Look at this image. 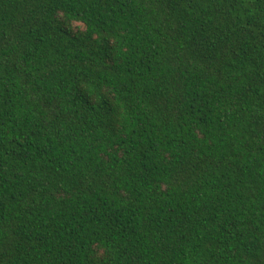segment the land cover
<instances>
[{
	"label": "trees",
	"instance_id": "trees-1",
	"mask_svg": "<svg viewBox=\"0 0 264 264\" xmlns=\"http://www.w3.org/2000/svg\"><path fill=\"white\" fill-rule=\"evenodd\" d=\"M0 264H264V0H0Z\"/></svg>",
	"mask_w": 264,
	"mask_h": 264
}]
</instances>
